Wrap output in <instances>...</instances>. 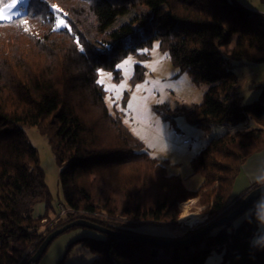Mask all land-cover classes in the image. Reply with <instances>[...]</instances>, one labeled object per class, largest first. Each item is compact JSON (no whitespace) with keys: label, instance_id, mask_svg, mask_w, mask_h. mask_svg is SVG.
I'll return each instance as SVG.
<instances>
[{"label":"trees","instance_id":"trees-1","mask_svg":"<svg viewBox=\"0 0 264 264\" xmlns=\"http://www.w3.org/2000/svg\"><path fill=\"white\" fill-rule=\"evenodd\" d=\"M11 1L0 0V10ZM257 1L262 9L240 0H27L22 15L0 22V264H31L49 234L78 220L179 242L205 227L179 229V204L198 198L214 218L208 224L239 207L247 192L231 200V185L264 151V92L243 104L234 72L247 62L264 63V0ZM128 13L130 21L106 30ZM56 14L67 28L56 27ZM155 44L193 84L207 86L201 104L183 113L185 121L202 132L228 129L191 159L192 174L202 178L197 191L143 150L109 112L98 83L99 71L119 80L116 67L128 56L138 61L130 84L141 82V62ZM27 127L46 138L60 168L63 205L71 211L65 216L32 215L36 203L50 207V196ZM261 211L253 203L188 244L104 234L80 242L95 254L90 264H205L213 251L221 254L220 264H264V239L251 243L264 226ZM143 225L163 227L168 235L141 234Z\"/></svg>","mask_w":264,"mask_h":264},{"label":"rangeland","instance_id":"rangeland-1","mask_svg":"<svg viewBox=\"0 0 264 264\" xmlns=\"http://www.w3.org/2000/svg\"><path fill=\"white\" fill-rule=\"evenodd\" d=\"M240 1L247 7L262 9L257 0ZM26 2L27 0H17L15 7L9 8L8 5L13 3L12 0L0 10L2 13L0 22L22 15L21 7L25 6ZM54 12L56 13L57 10L54 9ZM132 18L131 13L120 16L106 30L118 28ZM56 27L67 28L64 20L59 16H57ZM148 53L149 58L141 62L144 68L143 79L134 86H131L130 79L133 66L138 61L133 56H128L116 67L120 73L119 80L114 79L113 73L98 72V83L105 92V104L109 112L118 115L130 133L142 143L143 150L165 166L168 175L179 176L186 189L197 191L202 178L200 175L192 174L190 161L205 147L209 139L223 135L226 128L214 127L208 132H202L188 124L183 113L201 104L207 86L193 84L187 73H180L171 65L168 55L160 52L157 44ZM234 72L238 77L236 93L241 102L253 104L258 101L264 92V63L247 62L246 65L236 68ZM24 132L30 145L37 151L44 183L50 196V207L46 210L45 203H36L32 215L38 217L46 214L48 219H54L58 214V205L63 204L59 184L60 168L56 164L46 138L39 134L37 128L27 127ZM250 174L241 168L231 185V200L240 197L252 186ZM191 201L193 203L190 207L186 204L187 215H183L182 204ZM186 202L178 206L180 209L178 219L180 217L189 219V216L195 217L199 222L204 219L197 227L206 226L214 219L204 212L206 207L200 205L198 198ZM254 204L261 205V214H264V194ZM246 215L239 217L234 222V226L239 225ZM146 226L148 225L139 228H146ZM100 237L101 234L94 230L82 227L71 228L48 244L38 264H59L61 260H63L62 264H90L95 259V254L80 240ZM262 239H264V226L260 224L251 243L257 244ZM220 261L221 254L213 251L205 264H220Z\"/></svg>","mask_w":264,"mask_h":264},{"label":"water","instance_id":"water-1","mask_svg":"<svg viewBox=\"0 0 264 264\" xmlns=\"http://www.w3.org/2000/svg\"><path fill=\"white\" fill-rule=\"evenodd\" d=\"M264 194V184L250 190L247 192V194L244 196L242 199L239 207L229 214L228 216L210 223L206 225L202 230H200L198 233L193 235L191 238L184 240V241H179V242H164L156 239H150L144 236L140 235H134V234H121L118 232H114L111 230H108L106 228L100 227L96 224L90 223L85 220H78L72 223H69L58 230L54 231L53 233L49 234L44 241L40 244L36 252L33 254V256L30 258L29 262L31 264H38L42 254L44 253L45 249L47 248L48 244L58 235L61 233L73 228V227H82V228H87L90 230H94L100 234H104L107 236L115 237L121 240H130L133 242H150V243H156V244H174V243H181V244H188L196 239H201L203 236L207 235L209 232H211L213 229L217 228L218 226L222 225L225 222L231 221L238 217L249 205L253 204L260 196Z\"/></svg>","mask_w":264,"mask_h":264},{"label":"crops","instance_id":"crops-1","mask_svg":"<svg viewBox=\"0 0 264 264\" xmlns=\"http://www.w3.org/2000/svg\"><path fill=\"white\" fill-rule=\"evenodd\" d=\"M221 129V128H220ZM228 129H225V132ZM242 169L251 173L249 176L251 177L252 186L247 189L246 192L250 191L253 186L264 182V151L252 156L243 166ZM159 229V230H158ZM155 229L151 226H146V228H139L137 231L144 235H155V236H165L168 235V231L165 228ZM158 230V232H156Z\"/></svg>","mask_w":264,"mask_h":264},{"label":"built area","instance_id":"built-area-1","mask_svg":"<svg viewBox=\"0 0 264 264\" xmlns=\"http://www.w3.org/2000/svg\"><path fill=\"white\" fill-rule=\"evenodd\" d=\"M191 203H193L192 201L191 202H186V203H183L182 205H186V204H189L188 207L191 206ZM58 211H59V216H65L69 213H71L70 209H68L66 206H64L63 204L61 205H58ZM189 219H182L181 217L177 220V227H179L180 229H186V230H193L195 229V227L199 226L203 220H201L199 222V220L192 224L191 221H188Z\"/></svg>","mask_w":264,"mask_h":264},{"label":"bare ground","instance_id":"bare-ground-1","mask_svg":"<svg viewBox=\"0 0 264 264\" xmlns=\"http://www.w3.org/2000/svg\"><path fill=\"white\" fill-rule=\"evenodd\" d=\"M187 205H183V210H184V214L183 215H187V212H186V207ZM185 218V217H184ZM189 218V220L188 221H191V223L192 224H194V223H196L197 221H196V218L195 217H193V216H189L188 217Z\"/></svg>","mask_w":264,"mask_h":264},{"label":"snow or ice","instance_id":"snow-or-ice-1","mask_svg":"<svg viewBox=\"0 0 264 264\" xmlns=\"http://www.w3.org/2000/svg\"><path fill=\"white\" fill-rule=\"evenodd\" d=\"M17 0H13V3L11 5H8L9 8H13L15 7ZM0 16H2V13H0ZM61 23H63V21H61Z\"/></svg>","mask_w":264,"mask_h":264}]
</instances>
